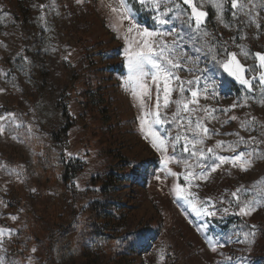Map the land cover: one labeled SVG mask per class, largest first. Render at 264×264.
I'll return each instance as SVG.
<instances>
[{"label":"rangeland","instance_id":"obj_1","mask_svg":"<svg viewBox=\"0 0 264 264\" xmlns=\"http://www.w3.org/2000/svg\"><path fill=\"white\" fill-rule=\"evenodd\" d=\"M109 2L0 0V88L6 89L0 93V115L15 113L20 125L0 135V228L13 230L0 245V261L228 264L231 257V264H264V255L258 254L264 244V158L254 159L247 171L225 164L193 189L200 200L212 197L222 209L230 193L242 186L246 199L260 200L251 215L232 214L233 204L227 214L197 217L177 202L174 179H155L160 154L143 139L136 101L123 86L126 45L118 38L123 30H113L117 21ZM255 3L259 11L264 0ZM134 8L140 23L152 27V14L139 4ZM203 10L208 12L207 30L227 41L243 64L253 65L255 59L245 58L237 45L250 53L264 51V28L257 29L244 15L239 23L227 11L225 23L231 28H226L210 3ZM257 20L264 25V11ZM241 35L246 38L233 43L232 37ZM243 96L244 90L224 77L219 96L200 103L223 109ZM248 105L216 113L209 127L259 137L264 104L253 99ZM66 108L73 117L71 126ZM232 115L239 119L224 123ZM251 117L258 122L256 130H242L240 121ZM233 139L215 136L206 147ZM221 196L224 204L218 203ZM241 231L254 232L251 243L237 242L234 233ZM209 239L227 246L213 252Z\"/></svg>","mask_w":264,"mask_h":264},{"label":"snow or ice","instance_id":"obj_2","mask_svg":"<svg viewBox=\"0 0 264 264\" xmlns=\"http://www.w3.org/2000/svg\"><path fill=\"white\" fill-rule=\"evenodd\" d=\"M75 2L81 4L83 0ZM205 3H210L216 11V19L226 28H231L230 23H225L226 11L239 23H243L239 17L244 15L257 29L264 28L257 20L260 12L264 11V4L256 11L255 0H110L106 6L117 21L112 25L113 30H123V35L118 37L126 45L123 58L127 75L122 78V83L136 101L138 128L143 139L160 154L159 174L155 175V179L164 182L169 177L173 178L172 191L177 202H182L187 206L186 211L190 210L197 217L213 218L221 211L227 214L233 204L235 211L232 214L245 217L256 210L260 200L246 199L247 190L242 186L230 193L228 206L222 209L217 207V201L212 197L200 200L193 189L199 188L200 182H207L211 173L225 164L247 171L254 159L264 158V148L261 147L264 139L259 138L264 137V131L259 132V137L245 138L239 132L221 133L209 127L217 119L218 112L227 113L249 106V100L253 99L264 104V51L250 53L242 45H237L240 54L245 58L251 56L256 61L253 65L243 64L238 53L229 49L227 41L207 30L208 12L203 10ZM136 4L152 14V27L140 23L134 8ZM226 5L230 7L226 9ZM238 31L241 29L238 28ZM245 38L244 35L234 36L232 41L235 43ZM202 64L203 68L200 67ZM182 72L188 76H182ZM2 74L5 77L9 75L8 72ZM224 77L238 82L244 96L228 108L202 105L201 99H216L219 96ZM4 91L6 89L0 88V93ZM257 91L259 98L256 97ZM17 119L15 113L0 115V135L9 134L13 127L19 128L20 125L15 123ZM238 119L232 115L224 123ZM257 123L255 117L246 118L240 121V127L251 132L256 130ZM260 128L264 129V125ZM220 135L235 139L216 140L213 146L206 147L207 141ZM172 165L181 168V171L173 170ZM181 179L183 183L179 182ZM76 187L79 188V183ZM218 203H225L223 196ZM11 219L16 220L17 217L12 216ZM251 227L255 228L254 225ZM12 234V229L0 228V245L5 236L10 238ZM234 235L238 243H251L255 234L241 231ZM231 239L227 238L228 241ZM209 244L213 252L217 247L227 246V242L221 240L209 239ZM231 259L227 258L228 264H231ZM0 264L3 262L0 261Z\"/></svg>","mask_w":264,"mask_h":264},{"label":"trees","instance_id":"obj_3","mask_svg":"<svg viewBox=\"0 0 264 264\" xmlns=\"http://www.w3.org/2000/svg\"><path fill=\"white\" fill-rule=\"evenodd\" d=\"M79 41H82V40L79 39ZM86 94H87V92H86ZM87 105H88V104H86V103L84 102V107H87V108H88ZM65 115H66V118H67V121H68V125L71 126V123H72L73 117H72V115H71V110H70L69 108H66V110H65ZM64 132H65L66 135H68V134H67V132H68V127L64 129ZM258 254H260V255H264V244L261 246L260 250L258 251Z\"/></svg>","mask_w":264,"mask_h":264},{"label":"water","instance_id":"obj_4","mask_svg":"<svg viewBox=\"0 0 264 264\" xmlns=\"http://www.w3.org/2000/svg\"><path fill=\"white\" fill-rule=\"evenodd\" d=\"M228 79L231 81L232 84L241 87V86L238 84V82L234 81V80L231 79V78H228Z\"/></svg>","mask_w":264,"mask_h":264}]
</instances>
